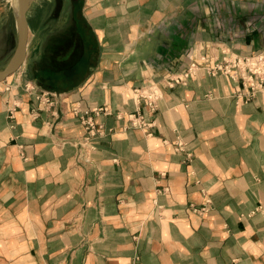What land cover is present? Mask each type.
<instances>
[{
    "label": "crops",
    "instance_id": "1",
    "mask_svg": "<svg viewBox=\"0 0 264 264\" xmlns=\"http://www.w3.org/2000/svg\"><path fill=\"white\" fill-rule=\"evenodd\" d=\"M28 19L0 82V264H264V90L206 69L264 49V0H34ZM154 86L153 110L136 89ZM77 105L109 108L89 141Z\"/></svg>",
    "mask_w": 264,
    "mask_h": 264
},
{
    "label": "built area",
    "instance_id": "2",
    "mask_svg": "<svg viewBox=\"0 0 264 264\" xmlns=\"http://www.w3.org/2000/svg\"><path fill=\"white\" fill-rule=\"evenodd\" d=\"M221 54L220 59L216 60L213 65L206 67L210 74L223 73L231 79L240 81L246 99H252L258 92L264 90V49L251 55H242L224 46L221 48ZM199 66L200 63L194 61L184 70L171 73L166 77V85L172 88L180 84H186L196 73ZM27 87L36 94L38 100L47 104L52 103L49 92L41 91L34 85H27ZM136 94L138 98H144L153 110L158 106V101L162 97L160 88L155 86L149 89H136ZM73 113L86 127L88 133L86 141H89L97 133H102V126L96 123L95 114L109 113V108L95 107L93 109H83L77 105L74 107ZM130 123L134 127L147 129L153 125V122L142 113L131 114ZM176 149L184 150L185 143L178 140L176 142Z\"/></svg>",
    "mask_w": 264,
    "mask_h": 264
},
{
    "label": "water",
    "instance_id": "3",
    "mask_svg": "<svg viewBox=\"0 0 264 264\" xmlns=\"http://www.w3.org/2000/svg\"><path fill=\"white\" fill-rule=\"evenodd\" d=\"M34 0H17L16 14L19 23V35L13 56L7 66L0 70V82L4 81L9 75L16 72L23 65L29 38V19L28 12Z\"/></svg>",
    "mask_w": 264,
    "mask_h": 264
},
{
    "label": "rangeland",
    "instance_id": "4",
    "mask_svg": "<svg viewBox=\"0 0 264 264\" xmlns=\"http://www.w3.org/2000/svg\"><path fill=\"white\" fill-rule=\"evenodd\" d=\"M13 6H14V0H0V21L1 22L2 21L5 22L7 16L10 15V12L11 11H12L11 13H13V15L16 16L15 9H14ZM2 30L0 32H2ZM15 34H16V26H15ZM14 39H15V43L14 44L16 45L17 38H14ZM5 49H6V44H0V67H2L4 65V63H5V60L4 59L1 60L2 59V56H3L4 52H5ZM221 74H223V73H221ZM244 96H245V94H244ZM195 209L198 210V211H205L206 210V207L205 206L195 207Z\"/></svg>",
    "mask_w": 264,
    "mask_h": 264
},
{
    "label": "bare ground",
    "instance_id": "5",
    "mask_svg": "<svg viewBox=\"0 0 264 264\" xmlns=\"http://www.w3.org/2000/svg\"><path fill=\"white\" fill-rule=\"evenodd\" d=\"M15 5H17V0H16V4Z\"/></svg>",
    "mask_w": 264,
    "mask_h": 264
}]
</instances>
